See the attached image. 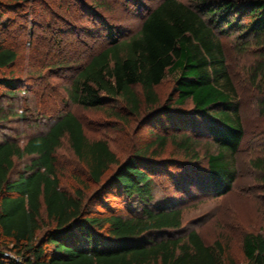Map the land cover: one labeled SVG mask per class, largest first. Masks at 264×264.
Returning a JSON list of instances; mask_svg holds the SVG:
<instances>
[{
    "label": "trees",
    "instance_id": "trees-1",
    "mask_svg": "<svg viewBox=\"0 0 264 264\" xmlns=\"http://www.w3.org/2000/svg\"><path fill=\"white\" fill-rule=\"evenodd\" d=\"M4 5L0 0V69H9L20 57V41L10 34V19H3ZM244 17L248 19L242 23ZM105 28L106 43L84 62L74 57L81 56L80 46H69L62 53L63 38L54 39L60 52L54 65L77 69L65 89L67 100L94 109L119 100L123 109L110 114L127 122L145 110L140 123L160 118V129L166 133L156 135L124 161L107 140L90 137L81 119L64 108L44 133L26 139L4 136L0 140V264H239L226 255L220 240L207 244L196 230L181 234L180 201L156 202L153 177L161 173L157 159L173 145L184 160L174 158L162 165L177 169L183 162L185 171L172 177L179 186H197L200 193L214 196L233 189L236 157L246 131L219 34L237 28L264 45V0H161L138 34L125 38L115 26L105 24ZM90 34L97 37L99 32ZM168 76L175 82L176 98L169 104L171 94L160 105L157 86ZM257 78L264 82V59L254 70L253 80ZM20 83L14 71L0 78L9 100L15 97L27 107L20 114L19 107L7 109L0 101L1 119L28 118L31 108L25 96L18 95L24 92ZM204 138L214 151L201 152ZM64 139L101 194L117 190L139 203V211L95 213L82 189L63 188L57 151ZM27 158L19 168L17 163ZM189 165L194 166L191 174ZM253 165L264 170V159L254 160ZM10 243L13 247L7 249L14 254L4 250ZM243 251L247 264H264V235L248 233Z\"/></svg>",
    "mask_w": 264,
    "mask_h": 264
},
{
    "label": "rangeland",
    "instance_id": "rangeland-1",
    "mask_svg": "<svg viewBox=\"0 0 264 264\" xmlns=\"http://www.w3.org/2000/svg\"><path fill=\"white\" fill-rule=\"evenodd\" d=\"M160 1L4 0L3 19H10V34L20 41L17 46L20 57L14 66L0 69V78L10 77L14 71L15 77L21 78L20 89L24 90L18 95L25 96L31 109L27 119L13 116L7 119L0 118V140L7 135L14 137L20 135L19 138L26 139L28 136L46 132L57 118L59 110L63 108L71 110L81 119L90 137L107 140L121 161L154 140L156 135L165 134L166 132L159 126L160 118L150 120L147 124L140 123L145 110L138 119L130 117L127 122L120 121L110 114V110L123 109L119 100H114L111 104L114 107L106 106L104 109L83 108L72 104L67 100L65 89L76 76L77 69H74L73 65L70 66L73 67L72 70L54 65L60 52L64 53L73 45L80 46L81 56L74 57L83 59L82 62L90 53L103 47L106 43V37L103 36L107 33L105 24L121 30L125 38L138 34L145 18ZM183 1L190 3L194 0ZM247 19L244 17L242 23ZM60 30H64L63 33L59 34ZM95 30L99 32L101 36L97 35L101 38L90 34ZM61 38L63 41L59 52L55 43ZM219 38L223 43L229 71L236 86L246 131L236 157L238 173L233 189L226 195L214 196L200 193L197 186L189 188L187 185L179 186L178 180L173 181L172 177L174 175L177 177L185 171L182 168L183 162L178 164L180 167L177 169L172 165L170 167L162 165L174 158L184 160L183 154L176 151L173 145H169L166 152L157 159L161 163L158 167L161 173L153 177L154 193L156 202L161 201L162 205H165L164 202L180 201L183 208L181 234L196 230L207 244H214L220 240L225 246L227 256L233 257L239 264H247L243 251L244 237L251 232L264 235V170L253 165L254 160L264 159V82L260 78L253 80L257 64L264 59V45L254 42L252 35L242 33L237 28L230 33L219 34ZM39 70L44 74L43 78L38 77ZM174 86L172 76H168L157 86L160 105H164L171 94H174ZM171 97L173 99L169 104L173 105L176 95ZM10 100L8 88L0 84V101L7 109L19 107L20 114L26 110V106L21 107L24 101L18 99L15 101V97ZM190 108L188 105L184 110L188 112ZM207 142L208 139H202V153L208 148L213 151L215 149L206 144ZM57 157L63 188L69 191L82 189L86 200L89 201L90 210L95 213L114 210L123 215H132L134 210L139 211V203L132 202L117 190L101 194L99 186L90 179L86 167L75 157L67 139L63 140ZM28 161L29 158L19 161L18 167H23ZM189 166L188 171L191 174L194 166ZM115 168L116 165H113L111 172ZM200 168H203V164ZM198 180L200 186L201 179ZM12 247L11 243L7 244L4 250ZM8 252L14 254L13 251Z\"/></svg>",
    "mask_w": 264,
    "mask_h": 264
},
{
    "label": "built area",
    "instance_id": "built-area-1",
    "mask_svg": "<svg viewBox=\"0 0 264 264\" xmlns=\"http://www.w3.org/2000/svg\"><path fill=\"white\" fill-rule=\"evenodd\" d=\"M16 260H18V258H16Z\"/></svg>",
    "mask_w": 264,
    "mask_h": 264
}]
</instances>
